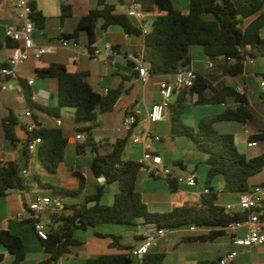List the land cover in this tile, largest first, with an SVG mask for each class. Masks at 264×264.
I'll use <instances>...</instances> for the list:
<instances>
[{
    "label": "trees",
    "instance_id": "1",
    "mask_svg": "<svg viewBox=\"0 0 264 264\" xmlns=\"http://www.w3.org/2000/svg\"><path fill=\"white\" fill-rule=\"evenodd\" d=\"M144 12L158 10L164 12L154 17L151 28L144 33L135 19L126 13H117L113 4L105 0L98 1V8L82 16L76 29L69 34H62L68 39H79L82 31L87 33V45L92 48L97 41V26L101 28L120 26L129 36L144 37L143 60L148 65L150 77L172 76L179 68L191 65L190 49L201 46L205 56L215 66L214 74L208 76L197 74L194 85L189 91L177 94L170 104V121L172 137H186L192 140L196 148L207 154L206 163L209 166L205 186L209 190L203 198L205 204L183 205L168 212L157 213L148 210L141 194L136 190V183L141 172V165L137 160H124L127 138L117 139L110 151L101 153L94 142L91 130L86 139L76 145V151L81 154L90 146L93 157L90 170L94 177L104 178L105 184H118V191L114 195L111 205L102 204L100 198L104 186H98L92 195H87L78 204H64L61 211L51 214L48 222V238L41 240L46 253L50 256L36 264H57L58 259L71 252V248L80 244L75 236L77 230L88 231L103 224H135L142 218L146 223L155 224L159 229L174 230L190 226L208 228L204 236L191 239L214 241L226 234V227L234 222H241L247 218V212L225 213L222 206L215 204L217 192L212 184L216 176H222L224 191L243 193L252 186L251 179L264 169V152L249 158L241 153L235 142V136L229 132H220L214 125L219 122H237L253 124L255 116L249 106L248 96L239 92L235 86L225 81L214 79L220 76L239 77L245 73L247 60L264 58V0H188V13L177 10L172 0H137ZM31 7L30 19L36 28L43 29L46 17L37 9V0H29ZM72 15L70 6H62L60 19L64 22ZM15 47L16 43L10 39L0 40V50L4 46ZM6 66V63L0 65ZM138 73V71H137ZM220 74V76L217 75ZM38 78L56 79L57 106L42 108L51 116L59 117L61 108H74L77 119L94 121L98 115L113 111L122 93V84L109 89L106 94L96 92L87 81L86 72L70 73L60 63H51L49 67L36 69ZM264 79V72L260 73ZM25 98L31 107V90L21 80ZM191 96H196V105H227L220 113L210 118H202L196 127L185 125L182 116L187 108ZM18 117L12 109L2 120L5 139L16 144L15 125ZM36 136L41 137V144L37 151V159L41 167L50 173H56L59 165L64 161L68 138L61 129L37 130ZM251 139L264 142V129L253 134ZM25 155L27 140L23 142ZM0 146V197L10 191L24 190L30 181L37 183L40 189H52L55 194H68L75 197L80 195L85 187V177L79 172H73L79 179L76 190L43 183L40 175L33 174L23 177V165L17 161H3ZM177 164V162H175ZM177 179H167L172 189L177 187ZM90 203H92L90 205ZM264 218V216H263ZM96 235H100L95 232ZM112 238L111 247H117L124 252L104 253L96 258L86 260L85 264H133L129 248L118 242L119 237ZM0 246L13 255L11 264H22L27 257L26 246L21 236L9 230L0 229ZM130 250V249H129ZM165 253H146L140 264H164ZM0 254V262L3 260ZM197 264H219L218 260H200Z\"/></svg>",
    "mask_w": 264,
    "mask_h": 264
},
{
    "label": "crops",
    "instance_id": "2",
    "mask_svg": "<svg viewBox=\"0 0 264 264\" xmlns=\"http://www.w3.org/2000/svg\"><path fill=\"white\" fill-rule=\"evenodd\" d=\"M14 1L15 0H0V40L3 42H5V40L7 39L4 34V28L6 26H19L23 21L19 12L13 6ZM98 1L99 0H37V9L41 11L42 14L46 17V25L45 28L43 29L36 28L35 31L33 32V38L35 43L39 46L57 45L62 34L72 33L76 29L78 20L82 16H85L91 10L98 8ZM105 1L106 3L113 4L115 6L117 13H126V8L132 0H105ZM172 1L177 10L181 11L184 14L188 13V0H172ZM62 6H70L72 9V15L69 18H67L64 22H61L60 19ZM160 14H164V12H160L156 9L153 10L152 12H144L143 20L146 31H148L151 28L150 23L152 25L154 17ZM135 21L137 23L136 19ZM96 32H97V41L95 42L94 47L101 51V54L99 56L88 57L82 53L83 49L88 45H87V36L85 37L86 41L82 43L83 36L81 32L79 35V39L77 41H75V39L72 38L70 39L71 42H76L77 46L75 49L60 47L56 50L55 53L45 55L40 60L30 58L28 62L22 65L21 64L18 65L16 67L18 80L9 81L8 89L6 90L1 89V84L3 81H5V78L0 74V140H4L8 142L5 139L3 125H2V120L7 116L8 110L12 109L16 114V116L18 117V123L15 125V134L18 139L16 144L5 142L4 146H1V142H0V146L2 150L1 158L3 161H17L24 166L23 170L29 171L30 173L29 176L33 174L40 175V178L42 180V176L39 172V168H41V166L37 159V152L34 156L28 153L27 155H25L26 157L25 160H22L21 157H18V153L16 151L17 145L18 144L23 145V142L26 140L27 137L26 125L32 120L42 123L46 129H61L65 137L68 138V145L70 144L71 136L74 137L76 140V143L73 147L76 155L74 156V159L79 160L80 154L76 151V145L78 144V142L82 143L83 141L77 140L76 135L78 133H83L87 137V132L86 131L84 132L83 130L80 129H75L76 130L75 135H68V130L66 129L63 120L64 117H66L69 114L71 115L73 112H75L76 114V110L74 108H61L59 110L60 116L55 117V116H51L47 111L41 109V107L55 108L57 106L56 79H50V78L41 79L38 78L36 74V69L49 67L51 63L63 64L66 67L67 71L70 73L86 72L88 74L87 81L91 84V86L96 92L101 94H105L104 92L106 89L107 90L114 89L120 86V84H122V93L113 109V110L120 109L122 111L123 113L121 119L122 123H123V119L125 118L127 110L132 108V106L135 103L139 104L140 113L137 116V125L135 126V128L132 131H126L122 128L120 129L121 131H119V133L123 135H119V137H116V140L119 138H127L128 140L124 154L127 152L128 149L127 147L131 145L129 144L130 137L133 134H136L144 130L147 124L146 112L150 108V106L159 99L157 82L163 79L170 80L172 79V76H158L152 78L149 77L148 81L144 83L139 77V73H137V70L135 69L134 62L130 60L131 55L136 56L143 54L144 37L129 36L123 31V29L120 26H116V25L110 26L106 29H102L101 23H99V25L97 26ZM106 43L111 44L113 48L111 53L106 52L104 47ZM11 54H12V48L5 45L0 50V65L6 63L9 57L11 56ZM190 57H191V52H190ZM144 65L146 68H148L147 64L144 63ZM190 66L197 72V74L201 73L202 75L206 76L207 75L206 73L210 72V71L203 72L199 70L195 66L192 57H191ZM247 66L248 64L246 65V68ZM210 70H212V68ZM31 77L34 78V84L32 86H28V88L31 90L32 94H36L38 96L37 100L33 103L36 104L35 107L29 106L21 85V80L23 81L24 84H27V80ZM218 81L220 80H214L213 83H218ZM261 93L262 92H260V99L262 97ZM176 96L174 97L173 101L175 100ZM196 99H197L196 96L190 97V101L194 105H196L195 104ZM231 104H232V100L228 99L227 105H231ZM227 105L225 104L216 105L219 106V108L217 110L215 109L211 113L210 117H213L216 114L220 113L224 108L227 107ZM251 105L252 102L249 99L250 108ZM200 106H209V105H200ZM29 107L32 110L33 117H28L25 115V112ZM187 108L184 114L186 113ZM184 114L182 117H184ZM100 116L101 114L98 115L97 119ZM57 118L61 120L60 126L55 125V120ZM182 120L185 125H188L190 127H195L194 124L189 125V123L186 122L184 118H182ZM166 121H170V111H169L168 119ZM154 125L151 126V132L154 135H158L152 131ZM240 125L242 126V124ZM243 125L245 126L247 124H243ZM244 126H242V129L240 131L238 130L239 133L237 134L232 132L229 133H232L235 136L236 146H237V138H240L241 141L246 145V148H253L247 146V140L253 134L251 136H248L244 132ZM87 128H91V127L88 126ZM260 129H264V127H258L257 133L260 132ZM94 131L95 129H92L91 133L94 142L98 146H103V145H109L110 147L112 146L113 143H111V141L107 137L104 138L98 137L94 134ZM159 136L161 137V141L152 142L151 147L155 151V153L159 154L163 158L164 164L170 169L171 174L167 179L187 178L191 174H196L197 178H196V184L193 186L187 185L185 183H178L177 187L175 189H172L168 184L167 179L163 178L162 176L148 174L141 170L142 173H145V175L141 178V181L145 184V189L143 190L138 189V181H139V176L141 174L140 172L136 183V190L141 194L142 200L147 205L148 210L151 212L163 213V212L171 211L172 209L176 207H181L183 205H197V206L204 205L205 202L203 198L206 196V194L204 193V189L206 188V186H205V181L203 184L201 183V176L198 171V165H195L194 169L187 176L182 175V173H175L166 163L162 155V153L164 152L162 146L163 137L162 135ZM184 138L186 137H172L170 134V141L173 144H176V142L178 143L179 140L184 141L183 140ZM257 141H258L257 146H259V144H262L264 146V142L259 140ZM135 145L138 146V149L139 146L141 147L140 153H138L137 155H136L137 146ZM135 145L134 148L132 149V153L134 154H131V156L128 159H124V160L138 161V159L141 157L142 144L139 143ZM263 152H264V148L256 156L262 154ZM66 154H67V148H66ZM244 154L247 157L252 158V156L247 155V153ZM92 157L93 155H91V160ZM206 159L207 156L206 157L203 156V158H201L199 162L206 163ZM91 160L89 163V167L91 164ZM175 162H177V165L180 167L181 172L186 169L187 165L183 157L174 159V163ZM73 172H79L85 177V187L83 191L80 193V197L77 200L75 199L71 200L69 202L70 204L81 203L84 201L85 196L92 195L95 193V192L88 193L89 180L92 181V186L96 188L95 190H97L98 186L101 185L104 186V192L102 193V196L100 198L102 204L110 205L111 203H113L114 195L118 191L117 183L106 185L104 178L102 177L96 178L94 176L88 180L87 175L81 172L78 166L74 167L72 173ZM148 177L149 179H154V180L158 179L164 181L166 183L167 188L158 189L157 187H151ZM213 181L211 185L215 190ZM43 183H47V182H43ZM252 184L253 185L264 184V181L253 182ZM52 186H58V185H52ZM76 186L77 187L73 190L78 189L79 179H78V184ZM41 190L42 189L38 187L36 182H34V186L29 185L26 189H24L21 195L18 194L19 191L15 190V194H17L20 199V207L17 208V210L11 215H8L4 217V219L0 220V229L9 230L12 233L21 236L22 239L24 240L27 257L25 261L22 262V264H24L29 259V257H31V260H33V262L36 264L42 260L47 259L50 256V254L47 253L48 254L47 258L40 259L38 255H35L36 248L29 254L26 241L23 235L19 232L24 231L27 228L31 229L34 237L30 241L34 244L32 247H36L38 244L42 246L41 240L36 236L30 223L18 221L14 219V216L19 211H21L23 206L28 201L34 200L37 195L50 196L47 192L42 193ZM48 190H52V189L48 188ZM235 194L237 195V198L235 199L231 198V195H235ZM105 196H107V198L105 199V201H103V198ZM50 197L59 198L57 196H50ZM71 198L73 197L71 196ZM238 198H239L238 193H230L225 191L223 193L217 192V200L215 201V204L223 206L224 204L227 203H235L237 202ZM0 199H4V201H8V202L10 201V203L12 201H16V199L12 197L10 193H8L4 197H0ZM3 204H4L3 200H0V210L3 207L2 206ZM91 204L92 203H90V205ZM48 215L49 218L46 221H44L45 223H48L50 220L51 214ZM148 225L149 223H146L142 218H139L137 219L136 223L132 225L103 224L98 226L97 228L88 231L77 230L75 236L81 241L80 244L73 246L71 248L70 253L61 256L58 259L57 264H85L86 260L90 258H96L104 253L124 252L123 250L118 249L117 247H111V243L113 240L109 236L111 235L118 236L119 237L118 242L123 246L131 249L141 241V237H142L141 231L143 228L147 227ZM15 226L17 227L15 228ZM208 231H209L208 228H201L198 231H190L189 227L169 230L165 236L159 237L155 240V242L150 247L149 252L165 253L166 257L164 259V264H197L198 261L200 260H208V261L218 260L219 263V260L222 258L225 252L229 250L237 249L238 256L234 260L233 264H264V245L253 247L251 249L236 248L231 242V236L228 231L226 232L225 235L218 237L214 241H209V240L204 241L203 239H196V240L191 239L194 237L204 236L208 233ZM245 231H246L245 228H241L238 230V233L241 234L244 233ZM95 232H97L100 235H96ZM129 249L125 252H129ZM254 250L257 251L256 254L254 253ZM44 253L46 252L44 251ZM0 254H3L4 256L0 264H3L4 262H8V264H11L14 258L13 255L10 254L2 246H0ZM68 255H71V258L67 257ZM132 261L133 264H140L141 258L133 257Z\"/></svg>",
    "mask_w": 264,
    "mask_h": 264
},
{
    "label": "built area",
    "instance_id": "3",
    "mask_svg": "<svg viewBox=\"0 0 264 264\" xmlns=\"http://www.w3.org/2000/svg\"><path fill=\"white\" fill-rule=\"evenodd\" d=\"M14 8L19 12L22 23L19 26H6L4 28V34L6 38L14 41L16 46L12 48V54L6 62V66L0 68V74L5 78V81L1 84V89H8L9 81L18 80L16 67L20 64H24L29 61L30 58L40 60L43 56L55 53L58 48H72L75 49L76 42H71L70 39L63 36L60 37L57 45L51 46H39L35 43L33 38V32L36 29L34 22L30 19L31 7L29 0H15L13 3ZM264 11V5H263ZM126 14L137 20V24L146 33L144 26V12L142 11L137 0H132L127 8ZM105 50L108 53L112 52V46L110 43L105 44ZM82 53L88 57L99 56L101 51L94 46L90 48L85 47ZM130 60L135 64V69L139 73V77L145 83L150 77L148 69L144 65L143 54L131 55ZM253 63L252 60H247L246 64ZM208 68H213L214 64L210 60L207 63ZM197 78V72L191 66H184L179 68L170 80H160L157 82L159 99L154 102L146 112V126L144 130L133 134L130 137L131 144H142V154L138 159L141 165V170L158 176H162L167 179L171 171L164 164L163 158L155 153L151 147L152 142H160L161 137L154 135L151 132V126L157 123L164 122L169 116V106L172 103L174 97L182 91H189L195 83ZM34 84V78L27 80V85L32 86ZM216 83H213L215 85ZM261 88V100L264 102V79L259 80ZM241 92L239 89H237ZM108 90H105V94ZM243 93V92H241ZM245 94V93H244ZM38 96L36 94L31 95V102L34 103ZM140 113V107L138 103H135L132 108L127 110L125 118L123 119V129L126 131H132L137 125V116ZM25 115L33 117L32 110L29 107ZM55 125L60 126L61 120L57 118ZM44 127L42 123L35 120L30 121L26 125L27 133V151L30 155L34 156L38 150L42 140L41 137L36 136L37 130ZM76 139L84 141L86 139L85 134L78 133ZM150 141V142H149ZM258 145V141L248 138L247 146L255 147ZM21 175L27 177L30 175L28 170H22ZM196 174H191L187 178H178L177 183H185L193 186L196 184ZM207 188L204 189V193H208ZM64 203L60 198H53L46 195H37L34 200L28 201L21 211H19L14 219L18 221L28 222L31 224L36 236L40 240H47L48 238V223L42 220L43 215L59 212L63 209ZM223 209L225 213L233 212H247V218L241 222H234L229 224L225 229L230 233L231 242L236 248L251 249L264 245V184L254 185L248 191L240 193L237 202L224 204ZM202 227L190 226V231H198ZM245 228L244 233L239 234L238 230ZM169 230L163 228L159 229L155 224H149L141 231V241L129 250L132 257H143L149 252L150 247L159 237H163ZM238 256V250L233 249L225 252L222 258L219 260V264H233L234 260Z\"/></svg>",
    "mask_w": 264,
    "mask_h": 264
},
{
    "label": "rangeland",
    "instance_id": "4",
    "mask_svg": "<svg viewBox=\"0 0 264 264\" xmlns=\"http://www.w3.org/2000/svg\"><path fill=\"white\" fill-rule=\"evenodd\" d=\"M151 26V23H150ZM82 43L86 41L87 33L86 31H82ZM191 57L194 61L195 66L203 71L208 72L206 73L208 76L210 73H215V66L210 70L208 68V61L209 59L205 56L203 49L201 46L195 45L191 47ZM22 65V64H21ZM264 72V58L260 57L255 59V63L248 64L245 74L239 77H228V76H220L219 73H217L218 76H220L218 79L214 80H222L227 83L232 84L237 89H239L241 92L247 94L249 96V99L252 102L251 108L253 109L255 113V122L254 124H247L244 126V132L251 136L252 134L257 133L258 127H264V102L260 99V92L261 88L259 85V80L261 79L260 73ZM219 106L216 105H209V106H200V105H194L190 100L188 101V108L186 113L184 114V118L186 122L189 123V125H197L200 119L202 118H209L211 116V113L216 109H218ZM69 114V113H68ZM122 116L123 113L120 109H116L110 112L101 113V116L94 120V121H87V120H81L77 119L75 112H73L71 115H67L64 117V125L66 129L68 130V135H75V129H80L85 132V129H88L87 127L90 126L92 129H95L94 134L98 137L104 138L107 137L111 143H114L116 141V137H119V135H123L119 133L121 131L120 129L123 128L122 123ZM242 126L235 122H219L214 125V127L220 131V132H232V133H239L242 129ZM172 130L171 121H165L161 123H157L153 126L152 131L155 134L162 135L163 137V149L164 152L162 153L166 163L169 165V167L175 172V173H182V175L187 176L195 167V165H198V171L201 176V183H204V179L207 175L208 171V165L205 162L200 163V159L207 156L206 153L199 151L196 148L195 143L192 140H187L184 138V141L179 140V142L176 144L171 143L170 141V134ZM1 146H4L5 142L4 140H0ZM8 143V142H6ZM76 143V140L74 137L71 136L70 144L67 146V154L65 161L60 164V166L57 169V173H50L45 168L41 167L39 168V172L42 176V181L47 182L52 185H58L60 187H65L69 189H75L78 184V177H76L72 170L74 167L78 166L80 168V171L83 172L85 175H87L88 180L93 177L89 163L91 160V155H93V152L90 148V146L87 147L86 151L84 153L80 154L79 160L74 159L75 151H74V145ZM131 144V142H129ZM137 146V145H135ZM237 147L240 152L247 153L249 156H256L259 152H261L264 148L262 144H259L257 147L253 148H246V145L241 141L240 138H237ZM127 152L124 154L123 159H128L132 153V149L134 148V145H130L127 147ZM111 147L109 145H103L99 146V150L101 153H106L110 151ZM141 147L137 146L136 155L140 153ZM16 151L18 153V157H21L22 160H25V153L23 145L18 144ZM134 152V151H133ZM186 161V169L181 172L180 167L174 163V159L176 158H182ZM145 175V173L140 174L139 181H138V189L143 190L145 189V184L141 181V178ZM150 186L151 187H157L158 189L167 188L166 183L162 180H154L149 179ZM264 181V169L261 173L254 176L251 179V182H261ZM29 185L34 186V181H30ZM213 185L215 187L216 192L223 193L224 192V180L221 176H217L214 181ZM149 187V186H148ZM96 188L92 186V181L89 180L88 183V193L96 192ZM23 190H20L18 192L19 195ZM42 193L47 192L50 196H57L61 198L65 204H68L71 200H77L80 195H77V197L71 198L68 194H55L52 192V190L48 189H42ZM12 197L16 199V201H4V204L2 205V209L0 210V220L4 219V217L11 215L14 213L17 208L20 207V199L17 194H15V191L9 192ZM109 196V195H107ZM105 196L103 198V201L107 198ZM231 198L235 199L237 198V195H231ZM13 203V204H12ZM112 204V203H111ZM110 204V205H111ZM49 218V215H43L42 220L46 221ZM17 226H15L16 228ZM20 228V227H19ZM18 228V229H19ZM15 230V229H13ZM17 231V230H15ZM26 241L29 254L35 249V255H38L40 259H44L48 257L47 253H44L43 248L41 245H37L36 247H32L34 244L31 241L33 239V233L31 229L27 228L24 231H20ZM256 250H254V253L256 254ZM67 257L71 258V255H68ZM66 262V260H65ZM3 264H8V262H4ZM24 264H35L33 260H31V257L24 263Z\"/></svg>",
    "mask_w": 264,
    "mask_h": 264
},
{
    "label": "water",
    "instance_id": "5",
    "mask_svg": "<svg viewBox=\"0 0 264 264\" xmlns=\"http://www.w3.org/2000/svg\"><path fill=\"white\" fill-rule=\"evenodd\" d=\"M140 258H141V261H142V258H143V257H140Z\"/></svg>",
    "mask_w": 264,
    "mask_h": 264
}]
</instances>
